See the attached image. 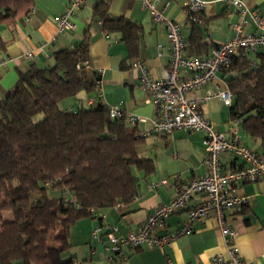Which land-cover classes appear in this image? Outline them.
I'll list each match as a JSON object with an SVG mask.
<instances>
[{"label": "crops", "instance_id": "crops-1", "mask_svg": "<svg viewBox=\"0 0 264 264\" xmlns=\"http://www.w3.org/2000/svg\"><path fill=\"white\" fill-rule=\"evenodd\" d=\"M99 1L102 0H86L77 9L74 30L57 31L56 21L67 0H34L28 18L24 15L12 26L0 24V37L3 41L0 56L9 57L0 67V98L13 88L20 72H25L30 65L45 66L50 62L54 50L78 43L88 30L89 59L85 74L89 79L98 76L100 89H97L96 95L100 92L101 96L95 95L89 102L88 96L81 92L63 100L62 106H74L77 99H82L83 106L114 105L150 117L153 108L146 102L144 90L140 86L139 70L132 68L130 62L140 59L152 77H163L169 70L170 58L165 28L152 19L149 11L138 0H105L109 15L124 16L141 26L137 55L126 59L127 48L121 35L117 32H103L101 22L93 20V7ZM203 1L206 2L205 8L199 14V21L193 23L188 19L183 0H157L159 5L168 2L164 15L180 24L186 45L193 28L202 32L206 48L203 54L191 53L186 48V54L190 56L210 55L215 46L232 35L231 23L239 18L232 7L219 0ZM244 1L264 14V0ZM245 30L254 31L251 22L247 23ZM27 51L31 52L30 58L23 56ZM255 54V51L248 54L251 63H256ZM225 78L220 70L212 81L193 90L191 95L204 96L208 90L227 88ZM222 106L227 108L225 115L222 114ZM200 111L204 117L215 121L220 131L229 135V107L224 104L221 96L205 99ZM238 134L243 144L264 154V146L259 140L250 138L240 122ZM203 139L202 131L186 130L147 136L139 153L154 161V172L148 176L142 172L135 173L138 180L137 193L129 204L118 203L113 207L95 209L91 216L77 220L69 229V247L62 253V258L71 260L73 264H212L211 257L225 250L214 215L195 221L193 231L171 239L169 244H142L135 248L122 246L119 253L106 250L108 242L106 227L103 225H116L121 234L137 230L156 206L170 201L178 181L203 175L206 171ZM240 162V159L230 154L222 158L224 169L239 165ZM161 179H166V183H160ZM155 183L156 186H153ZM234 191L247 196L248 203L224 212L226 222L236 231L233 244L247 264H264V178L239 184ZM198 201L199 197H194L189 205ZM185 218V209L174 212L166 219L164 228L157 229V233L171 234L182 225ZM97 225H101V228L93 236L92 231Z\"/></svg>", "mask_w": 264, "mask_h": 264}, {"label": "trees", "instance_id": "trees-1", "mask_svg": "<svg viewBox=\"0 0 264 264\" xmlns=\"http://www.w3.org/2000/svg\"><path fill=\"white\" fill-rule=\"evenodd\" d=\"M33 5L0 0V24L14 25ZM92 16L103 32L121 35L126 59L137 55L140 25L109 15L105 0L94 5ZM201 33L192 29L186 45L191 53L203 54ZM89 39L86 30L78 43L54 50L45 66L30 65L0 98V264H73L62 258L70 227L91 216L90 209L129 204L137 193L135 173L155 170L154 161L139 153L145 138L123 119L110 118L107 105L76 100L62 106L81 92L96 95L98 76L89 79L83 64ZM249 52L234 55L221 71L232 94L230 118H239L243 131L264 146V49L255 51L256 66ZM64 188L80 207L61 201Z\"/></svg>", "mask_w": 264, "mask_h": 264}, {"label": "built area", "instance_id": "built-area-1", "mask_svg": "<svg viewBox=\"0 0 264 264\" xmlns=\"http://www.w3.org/2000/svg\"><path fill=\"white\" fill-rule=\"evenodd\" d=\"M85 1L67 0L56 21L58 32L75 29L76 11ZM138 1L149 11L152 19L163 24L165 28L170 51L169 70L163 77L154 78L142 60L133 59L130 66L139 70V83L144 90L146 102L153 108L152 115L145 117L119 106L107 105L108 115L112 119H123L127 125L136 129L139 137L144 138L152 134H169L174 130L202 131L206 171L198 178L178 181L170 201L156 206L137 230L121 234L116 225L103 224L106 227L108 242L106 250L119 253L122 246H163L169 244L171 239L193 231L195 221L214 215L225 250L213 255L211 263L247 264L233 244L236 231L226 222L224 212L248 203V197L235 193L234 188L239 184L264 178V154L250 149L240 140L239 118L230 119V133L227 136L218 129L215 121L201 113L202 102L212 96H221L224 104L229 107L232 94L228 88L208 90L204 96H192L191 92L212 81L221 69L229 67L232 57L239 52L264 49V14L250 7L244 0H219L232 7L239 15V18L231 23L232 35L215 46L210 55L190 56L186 54V42L180 24L164 15L168 2L159 5L157 0ZM205 4L203 0H183L188 19L198 22ZM30 13L31 10L25 18H28ZM248 22L254 26L253 32L245 30ZM23 56L30 58L31 52L27 51ZM8 60L9 57L0 56V67ZM83 64L86 68L88 61ZM251 65L256 66L255 63ZM96 89H100L99 83ZM96 96H101V93L97 92ZM92 99L93 97L87 98L89 102ZM77 103L81 105L83 100L77 99ZM226 154L240 159V164L224 169L222 158ZM160 183L165 184L166 179H161ZM51 184L50 180L45 182L47 187ZM153 186H156V183ZM194 197H199V201L190 206L189 202ZM61 201L80 207L67 188L61 192ZM182 209L186 210L182 225L171 234H158L157 229L164 228L166 219ZM90 211L93 212V209ZM100 228L101 225H97L93 229V236L97 235Z\"/></svg>", "mask_w": 264, "mask_h": 264}, {"label": "rangeland", "instance_id": "rangeland-1", "mask_svg": "<svg viewBox=\"0 0 264 264\" xmlns=\"http://www.w3.org/2000/svg\"><path fill=\"white\" fill-rule=\"evenodd\" d=\"M227 110V108L225 107V106H222V114H224L225 115V111ZM219 116H221V115H219ZM143 125H141V127H142ZM145 139H146V137H145ZM144 139V140H145ZM145 144V143H144ZM144 144H142L141 145V147L140 148H142L143 149V145ZM146 148V151H147V147H145ZM48 193L49 194H51V195H57V196H59L60 195V192L59 191H57V190H51V189H49L48 190ZM5 216L6 217H9L10 216V212L9 211H7V212H5Z\"/></svg>", "mask_w": 264, "mask_h": 264}]
</instances>
